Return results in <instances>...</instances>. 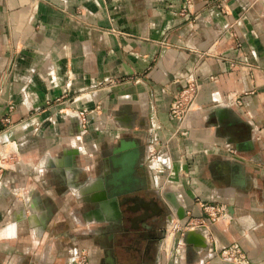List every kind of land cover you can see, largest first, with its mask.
<instances>
[{"label": "crops", "instance_id": "obj_1", "mask_svg": "<svg viewBox=\"0 0 264 264\" xmlns=\"http://www.w3.org/2000/svg\"><path fill=\"white\" fill-rule=\"evenodd\" d=\"M0 152V264H264V0H0Z\"/></svg>", "mask_w": 264, "mask_h": 264}, {"label": "built area", "instance_id": "obj_2", "mask_svg": "<svg viewBox=\"0 0 264 264\" xmlns=\"http://www.w3.org/2000/svg\"><path fill=\"white\" fill-rule=\"evenodd\" d=\"M198 92V85L195 82L188 81L178 92V94L174 97L171 105H170V115L173 118H176L179 122H181L188 111L193 109L195 98ZM12 106L9 107V111H11ZM69 113L75 117L80 122L81 128L85 129V124L87 121L86 113L84 110H78ZM5 156L0 152V196L5 194L4 185L2 184V171L5 168L4 160ZM204 210L209 216L211 220L219 219L220 217L226 216V212L223 206L217 205H204ZM196 228L202 232L205 229L204 223L198 222ZM208 251L212 254L219 256L222 260H226L229 262H233L235 264H248L247 258L244 252L241 250L240 246L236 243H232L226 247L221 249H211L208 248ZM73 264H89L88 257L84 252H81L74 259Z\"/></svg>", "mask_w": 264, "mask_h": 264}, {"label": "water", "instance_id": "obj_3", "mask_svg": "<svg viewBox=\"0 0 264 264\" xmlns=\"http://www.w3.org/2000/svg\"><path fill=\"white\" fill-rule=\"evenodd\" d=\"M137 156H138V152L136 150H134V151L130 152L128 158H125L124 163L122 162V160H116L115 162L117 163V165H119L121 167V169L119 170V172L114 173L113 177L121 178V177H123L124 174H126L130 177L132 175V173H134V171H135ZM116 193L117 192H115V196H114V194L112 196V193H110L108 196V197H110L109 200L111 199V200L115 201L114 197L115 198L117 197ZM116 204L118 206L117 201H116ZM190 241L195 242V238H193V235L190 237ZM197 242L203 243L202 239H200V238H197Z\"/></svg>", "mask_w": 264, "mask_h": 264}, {"label": "bare ground", "instance_id": "obj_4", "mask_svg": "<svg viewBox=\"0 0 264 264\" xmlns=\"http://www.w3.org/2000/svg\"><path fill=\"white\" fill-rule=\"evenodd\" d=\"M107 202H108L107 205H103V202H102V203H99V206L103 205L104 208L107 207V210L109 212L107 211L106 215L111 214L113 217H118L120 212H119V208H118V206L116 204V201H113V200L110 199Z\"/></svg>", "mask_w": 264, "mask_h": 264}, {"label": "flooded vegetation", "instance_id": "obj_5", "mask_svg": "<svg viewBox=\"0 0 264 264\" xmlns=\"http://www.w3.org/2000/svg\"><path fill=\"white\" fill-rule=\"evenodd\" d=\"M109 163L111 164V166L113 167V168H115V160L114 159H111V160H109ZM111 178H113V179H115V177H111ZM111 178H110V180H111ZM109 180V181H110ZM103 183H104V185H108L109 183H111V182H107V180H105V181H103ZM115 183V182H114ZM114 193V195H115V192H113ZM112 193V194H113ZM107 193L105 192V195H106ZM140 202V201H139ZM138 204H141V203H138ZM136 207V208H135ZM141 208V206H138V205H136V206H134V207H128L127 209H123V210H121L120 211V213L121 214H123L122 216H128V215H133L134 213H132V210L135 208V209H138V208ZM143 208V207H142Z\"/></svg>", "mask_w": 264, "mask_h": 264}, {"label": "rangeland", "instance_id": "obj_6", "mask_svg": "<svg viewBox=\"0 0 264 264\" xmlns=\"http://www.w3.org/2000/svg\"><path fill=\"white\" fill-rule=\"evenodd\" d=\"M9 160H10V159H9ZM6 163H7V162H6ZM151 163H155V162L153 161V162H151ZM3 164H5V161H4V163H3ZM91 206H92V205H91ZM91 206H90V207H91ZM192 229H193V228H192ZM192 229H190V230H192Z\"/></svg>", "mask_w": 264, "mask_h": 264}, {"label": "clouds", "instance_id": "obj_7", "mask_svg": "<svg viewBox=\"0 0 264 264\" xmlns=\"http://www.w3.org/2000/svg\"><path fill=\"white\" fill-rule=\"evenodd\" d=\"M5 139H6V137H5Z\"/></svg>", "mask_w": 264, "mask_h": 264}]
</instances>
